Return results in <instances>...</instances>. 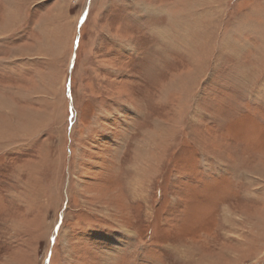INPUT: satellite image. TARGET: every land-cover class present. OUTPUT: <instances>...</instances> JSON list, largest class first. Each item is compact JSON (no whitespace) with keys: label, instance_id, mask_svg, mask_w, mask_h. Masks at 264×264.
<instances>
[{"label":"rangeland","instance_id":"374dc122","mask_svg":"<svg viewBox=\"0 0 264 264\" xmlns=\"http://www.w3.org/2000/svg\"><path fill=\"white\" fill-rule=\"evenodd\" d=\"M0 264H264V0H0Z\"/></svg>","mask_w":264,"mask_h":264}]
</instances>
